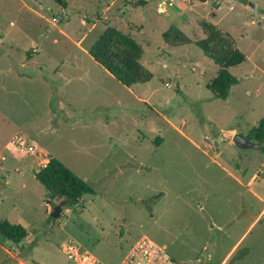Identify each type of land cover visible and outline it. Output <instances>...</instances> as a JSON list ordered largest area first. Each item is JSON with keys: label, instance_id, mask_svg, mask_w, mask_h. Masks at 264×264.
I'll use <instances>...</instances> for the list:
<instances>
[{"label": "rangeland", "instance_id": "374dc122", "mask_svg": "<svg viewBox=\"0 0 264 264\" xmlns=\"http://www.w3.org/2000/svg\"><path fill=\"white\" fill-rule=\"evenodd\" d=\"M62 1L0 0V223L27 231L17 246L0 234V264H76L67 241L119 264L141 238L181 264H222L241 241L237 250L249 253L234 264H264V144L239 149L233 141L264 119V0H174L163 13L167 0ZM202 22L246 57L230 69L239 84L225 101L209 89L219 67L196 45L162 38L176 27L199 42ZM107 27L144 51L152 79L129 88L134 94L116 80L98 90L84 81L81 70L105 80L78 49L89 51ZM59 72L70 83L61 86ZM18 136L43 155L9 149ZM49 158L95 190L54 221L60 202L34 176ZM221 167L245 183L253 174L259 201Z\"/></svg>", "mask_w": 264, "mask_h": 264}, {"label": "trees", "instance_id": "16d2710c", "mask_svg": "<svg viewBox=\"0 0 264 264\" xmlns=\"http://www.w3.org/2000/svg\"><path fill=\"white\" fill-rule=\"evenodd\" d=\"M56 4L65 7L62 0H53ZM135 7H144L147 0H123ZM206 3L207 0H195ZM201 28L205 39L193 43L180 29L170 27L163 35L166 45L177 43L179 46L196 45L220 69L217 78L212 82L210 91L219 100H227L232 87L239 81L230 73L246 61L245 55L237 48L235 41L227 34L222 33L215 25L202 22ZM178 47V46H174ZM94 61L109 72L116 81L125 88H132L145 84L152 79V74L143 68L141 60L144 55L142 47L128 34L116 28L107 27L103 35L89 50ZM247 139L264 144V119L249 132ZM36 180L44 187L46 198L53 201L68 202V208L77 205L84 196L94 195L95 190L90 184L75 175L65 165L55 158H49L45 167L37 174ZM162 194L151 198L149 203L160 199ZM53 206H56L55 203ZM51 221H54L50 218ZM0 234L11 244L17 246L27 237V231L22 225H15L8 221L0 223ZM247 249L237 250L229 264L243 261L248 255Z\"/></svg>", "mask_w": 264, "mask_h": 264}, {"label": "built area", "instance_id": "2783aa9c", "mask_svg": "<svg viewBox=\"0 0 264 264\" xmlns=\"http://www.w3.org/2000/svg\"><path fill=\"white\" fill-rule=\"evenodd\" d=\"M174 0H167L161 8L160 12H165V8L173 6ZM53 23H57V19H53ZM9 149L18 150L26 155L41 156V154L34 145L29 143L22 136H18L10 142ZM4 161V158H3ZM43 167L47 164L46 161ZM63 250L69 260L76 264H104L100 262L89 250L83 248L74 241H67L63 245ZM119 264H181L170 258L164 248L159 247L154 242L147 238L137 240L129 249L126 256Z\"/></svg>", "mask_w": 264, "mask_h": 264}, {"label": "crops", "instance_id": "0c3cea01", "mask_svg": "<svg viewBox=\"0 0 264 264\" xmlns=\"http://www.w3.org/2000/svg\"><path fill=\"white\" fill-rule=\"evenodd\" d=\"M107 9H110L109 7L107 8ZM62 19V18H61ZM78 51H79V54H83L84 56H86V57H91L90 56V54H89V51H87V50H83V49H78ZM91 59V63H96L95 61H94V59L91 57L90 58ZM99 67L102 69L101 71H102V76L104 77V79L105 80H100L99 81V84L96 82V77L93 79V76L91 75V73H89V71H86V70H81L83 73H82V75H84V81H90V83H92L93 84V86L96 88V90H98V88L99 87H101V85H104L108 80L110 81H114L115 79H114V77L109 73V72H107L104 68H102L101 66H99L97 63H96V65H92V69H97V70H100L99 69ZM90 68V67H89ZM61 75V77H60V81H61V86H62V84L65 82V83H70V78L69 77H66V78H64V76H63V72H59V76ZM21 79H26V80H31V79H33V78H31V77H21ZM80 80L82 79V77H80L79 78ZM118 82V81H117ZM119 83V82H118ZM120 84V83H119ZM121 85V84H120ZM108 85H106V87H107ZM106 87H102V90H104ZM128 91H129V93H132V94H134L135 93V91H134V89H128V88H126ZM141 101V100H140ZM144 102V101H143ZM59 105H60V103H59ZM60 111H62L61 109H60ZM225 149H227V148H225ZM240 149V148H239ZM221 150V149H220ZM220 153H222V150L220 151ZM220 155V154H219ZM244 157H246V156H244ZM241 158L242 157H237V159H238V161H240L241 160ZM244 159H247V158H244ZM49 160V159H48ZM48 160H46V162H48ZM222 168V167H221ZM222 169H224V168H222ZM224 171L226 172V173H228V174H230L231 172L230 171H228L227 169H224ZM35 176V178H36V174L34 175ZM232 179H233V181L238 185V187L239 188H241V189H245L257 202L259 201L258 200V198H259V195H258V191H257V183H256V181H255V179H254V177H253V174L252 175H250V177L248 178V180H246L247 181V183H245L244 182V180H243V178H240V177H238L237 175H234V174H232L231 173V176H230ZM250 184V185H249ZM245 185H249V187L248 188H246V186ZM257 224V222L256 223H252V226H255ZM240 244H241V241H239L233 248H232V250L230 251V253L225 257V260H224V262L222 263V264H225V262H227L229 259H230V257H232V255L234 254V252L239 248V246H240ZM187 262H198V261H193V260H188V261H186L184 264H186Z\"/></svg>", "mask_w": 264, "mask_h": 264}, {"label": "water", "instance_id": "95a60500", "mask_svg": "<svg viewBox=\"0 0 264 264\" xmlns=\"http://www.w3.org/2000/svg\"><path fill=\"white\" fill-rule=\"evenodd\" d=\"M233 141L235 145L240 149H253L258 147L257 144H254L249 139L241 137L239 135L234 136ZM216 145L218 144L216 143ZM217 153H219V149H217ZM67 208H68V202L62 201L59 205L53 208V211L50 214V218H52L53 220L59 219L62 213L67 210ZM186 264H199V262H187Z\"/></svg>", "mask_w": 264, "mask_h": 264}]
</instances>
